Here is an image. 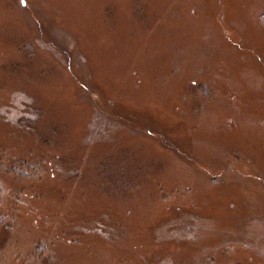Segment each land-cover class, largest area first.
Masks as SVG:
<instances>
[{
  "label": "rangeland",
  "instance_id": "1",
  "mask_svg": "<svg viewBox=\"0 0 264 264\" xmlns=\"http://www.w3.org/2000/svg\"><path fill=\"white\" fill-rule=\"evenodd\" d=\"M0 264H264V0H0Z\"/></svg>",
  "mask_w": 264,
  "mask_h": 264
},
{
  "label": "trees",
  "instance_id": "2",
  "mask_svg": "<svg viewBox=\"0 0 264 264\" xmlns=\"http://www.w3.org/2000/svg\"><path fill=\"white\" fill-rule=\"evenodd\" d=\"M1 193V192H0Z\"/></svg>",
  "mask_w": 264,
  "mask_h": 264
}]
</instances>
